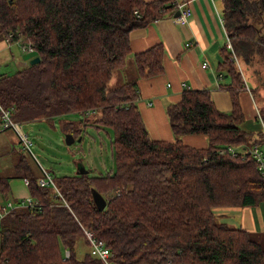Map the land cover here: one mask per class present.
Here are the masks:
<instances>
[{"label": "trees", "instance_id": "trees-1", "mask_svg": "<svg viewBox=\"0 0 264 264\" xmlns=\"http://www.w3.org/2000/svg\"><path fill=\"white\" fill-rule=\"evenodd\" d=\"M235 53L253 42L264 59V0H221ZM175 0H0V43L20 44L41 61L14 74H0V102L21 123L65 113L91 115L86 124L114 131V169L101 176L64 175L41 187L22 155L15 174L0 170V195L10 178L29 179L35 204L10 211L0 224V264H103L76 245L84 228L103 240L116 264H264V246L242 228L221 221L218 207H257L264 176L251 154L220 153L228 146L264 144L241 125L246 114L244 77L222 48L218 69L232 108H217L208 89H186L167 106L175 139L149 134L138 106L139 80L164 73L165 48L158 43L134 53L136 77L110 87L114 72L132 54L130 33L174 16ZM138 15H137V13ZM74 138L81 129L71 128ZM185 135H204L194 147ZM24 156V157H23ZM96 189L107 204L99 210ZM67 252L69 255L67 256Z\"/></svg>", "mask_w": 264, "mask_h": 264}, {"label": "rangeland", "instance_id": "rangeland-1", "mask_svg": "<svg viewBox=\"0 0 264 264\" xmlns=\"http://www.w3.org/2000/svg\"><path fill=\"white\" fill-rule=\"evenodd\" d=\"M220 6L222 8V2ZM260 47L259 43L253 42L246 56L239 50L237 53L232 50L238 57L239 67L248 85L244 92L251 101L250 104L245 103L243 93L241 94V103L246 114V120L241 126L253 135H258L264 130V59L258 51ZM34 57L36 54L33 50H24L20 44L9 46L0 43V74H14L29 65ZM129 59L130 56L122 70L114 72L109 83L111 88L129 81L136 73L134 60ZM90 117L91 115L83 113H65L21 123L23 131L32 141V153L24 151L20 137L14 129H3L0 125L2 174L5 176L15 174L18 160L22 155L27 159L36 178L44 176L42 169L47 170L54 179L64 175H75L80 164L92 176L112 172L114 131L109 127L99 128L94 124H86V119ZM71 128L81 129L82 134L72 144H67L65 137L72 131ZM24 185L23 177L10 178V193L7 198L0 199V205H5L8 200L29 196V190ZM215 213L221 221L230 226L250 230L252 238L264 246V201L257 207H218ZM76 249L80 256L91 253L90 245L82 237L78 239Z\"/></svg>", "mask_w": 264, "mask_h": 264}, {"label": "crops", "instance_id": "crops-1", "mask_svg": "<svg viewBox=\"0 0 264 264\" xmlns=\"http://www.w3.org/2000/svg\"><path fill=\"white\" fill-rule=\"evenodd\" d=\"M175 2H184L191 10V16L185 25L179 24L174 14L130 33L132 54L129 60H134V53L147 50L158 43H162L165 48L164 73L139 80L138 106L149 134L157 140L175 139L166 110L170 103L180 99L186 89H208L217 108L222 111L232 108L229 92L221 88L229 78L218 69L223 60L222 48L229 42L221 0H217L215 4L212 0ZM178 10L177 8L176 12ZM205 62L207 65L203 66ZM135 77L136 73L132 78ZM242 97L245 103H251L246 92H243ZM183 141L198 148L207 145L204 135H185ZM24 186L29 190V185ZM27 197H31L30 193ZM242 229L250 233L247 228Z\"/></svg>", "mask_w": 264, "mask_h": 264}, {"label": "built area", "instance_id": "built-area-1", "mask_svg": "<svg viewBox=\"0 0 264 264\" xmlns=\"http://www.w3.org/2000/svg\"><path fill=\"white\" fill-rule=\"evenodd\" d=\"M217 0H212V2L215 4ZM178 9L180 10V14L178 16H175L176 21L181 24L185 25L188 22V19L191 16V10L185 5L184 2H178L177 4ZM137 13V12H136ZM138 15V13H137ZM227 46L233 50L232 44L230 42L227 43ZM231 59L235 60L237 62V65L239 67V60L235 53H233ZM207 63L205 62L203 66H206ZM240 69V67H239ZM241 73L242 70L240 69ZM243 75V73H242ZM244 80L245 76L243 75ZM246 84V82H245ZM248 87V85L246 84ZM250 89V88H249ZM88 114V113H87ZM0 122L3 129H14L19 137L20 141L23 144L24 151H28L29 153H32V141L29 139L28 135L23 131L21 122H17L12 118V111L11 109H7L3 106V104L0 102ZM226 152H229L233 155H237L238 153H247L251 154L252 157L255 159L258 165V169L260 170L261 174L264 176V144H254L248 148H235L232 146H228L226 149H221L220 153L224 154ZM44 176L38 179V184L41 187H47L52 186L57 191V194L59 196H62L59 192L52 175L47 171L43 170ZM24 184L29 185V179H24ZM35 201L32 197H26L24 199H13L8 200L6 204L0 205V224L2 219L12 210L19 208V207H27L29 205H34ZM85 235L89 239L90 242V249L91 254L94 257H97L100 259L103 264H116L113 260L114 253L111 251V249L107 246V244L100 239L95 238L93 232L87 230L84 228ZM69 255V252H67V256Z\"/></svg>", "mask_w": 264, "mask_h": 264}, {"label": "water", "instance_id": "water-1", "mask_svg": "<svg viewBox=\"0 0 264 264\" xmlns=\"http://www.w3.org/2000/svg\"><path fill=\"white\" fill-rule=\"evenodd\" d=\"M180 13H181L180 10H178L175 13V16H178ZM40 61H41L40 56H36L30 61V65L38 64ZM65 140H66L67 144H72L75 141V138H74L72 133H67ZM78 174H80V175L89 174V171L86 170L85 167L80 164L78 166ZM92 194H93V199L95 201V204L97 205L99 210H103L107 204L106 199L96 189L92 190Z\"/></svg>", "mask_w": 264, "mask_h": 264}, {"label": "clouds", "instance_id": "clouds-1", "mask_svg": "<svg viewBox=\"0 0 264 264\" xmlns=\"http://www.w3.org/2000/svg\"><path fill=\"white\" fill-rule=\"evenodd\" d=\"M30 64V63H29Z\"/></svg>", "mask_w": 264, "mask_h": 264}]
</instances>
